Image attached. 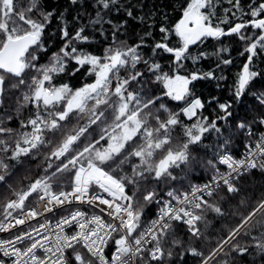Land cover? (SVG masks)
<instances>
[{"label":"snow or ice","instance_id":"obj_1","mask_svg":"<svg viewBox=\"0 0 264 264\" xmlns=\"http://www.w3.org/2000/svg\"><path fill=\"white\" fill-rule=\"evenodd\" d=\"M0 233V264H264V0H0Z\"/></svg>","mask_w":264,"mask_h":264},{"label":"trees","instance_id":"obj_2","mask_svg":"<svg viewBox=\"0 0 264 264\" xmlns=\"http://www.w3.org/2000/svg\"><path fill=\"white\" fill-rule=\"evenodd\" d=\"M47 4L51 7L59 8L63 10L64 7L67 6V0H46ZM184 0H149V5L152 4L157 5L162 12H167L170 17V22H174L176 19L179 18V8L181 5H183ZM175 9V10H174ZM216 42L213 40H209L206 42L208 45V50L212 51V45ZM225 44L232 50L231 56L235 60L236 64H239L242 57H238L237 51L241 48V45L239 43H236L234 40L229 41L225 40ZM93 48H98V45H93ZM233 71H235V67L232 68ZM198 91H203L205 95H207L210 92H214V84L212 83H201L198 85ZM35 172H33V175ZM31 178V177H30ZM262 183L261 178L257 175L251 178L250 180V186H254L257 190L259 189V185ZM231 222V221H228ZM214 235V233H211Z\"/></svg>","mask_w":264,"mask_h":264},{"label":"built area","instance_id":"obj_3","mask_svg":"<svg viewBox=\"0 0 264 264\" xmlns=\"http://www.w3.org/2000/svg\"><path fill=\"white\" fill-rule=\"evenodd\" d=\"M20 228H23L24 226H19ZM0 238L6 239L8 238V233H0Z\"/></svg>","mask_w":264,"mask_h":264}]
</instances>
